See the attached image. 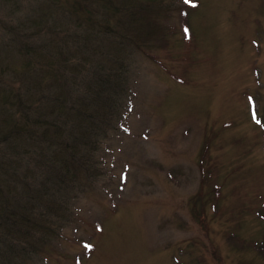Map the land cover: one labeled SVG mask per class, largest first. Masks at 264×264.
I'll use <instances>...</instances> for the list:
<instances>
[{
  "label": "rangeland",
  "instance_id": "rangeland-1",
  "mask_svg": "<svg viewBox=\"0 0 264 264\" xmlns=\"http://www.w3.org/2000/svg\"><path fill=\"white\" fill-rule=\"evenodd\" d=\"M41 1L55 37L78 6L113 25L130 0H0V71L20 65L11 29ZM144 1L126 23L144 43L130 45L121 118L79 152L96 177L80 171L76 218L22 264H264V0ZM14 77L0 87L17 90Z\"/></svg>",
  "mask_w": 264,
  "mask_h": 264
},
{
  "label": "trees",
  "instance_id": "trees-1",
  "mask_svg": "<svg viewBox=\"0 0 264 264\" xmlns=\"http://www.w3.org/2000/svg\"><path fill=\"white\" fill-rule=\"evenodd\" d=\"M148 6L144 0L118 2L113 25L83 21L89 16L83 9L81 19L78 6L76 29L62 26L51 37L44 31L52 29L48 21L54 11L41 1L32 18L24 16L11 29L22 60L14 69L4 64L0 73L12 72L21 85L0 87V94L12 91L0 105V264H22L38 255L76 218L74 189L83 194L87 186L85 181L76 186L84 176L80 171L87 181L96 177L91 154L79 152L82 146L92 151L93 139L105 136L121 118L130 45L141 49L144 43L126 23L140 19ZM51 76L56 83H45Z\"/></svg>",
  "mask_w": 264,
  "mask_h": 264
}]
</instances>
